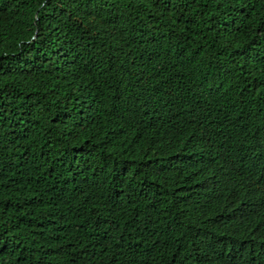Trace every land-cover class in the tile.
<instances>
[{
	"label": "trees",
	"instance_id": "1",
	"mask_svg": "<svg viewBox=\"0 0 264 264\" xmlns=\"http://www.w3.org/2000/svg\"><path fill=\"white\" fill-rule=\"evenodd\" d=\"M0 264H264V0H0Z\"/></svg>",
	"mask_w": 264,
	"mask_h": 264
}]
</instances>
